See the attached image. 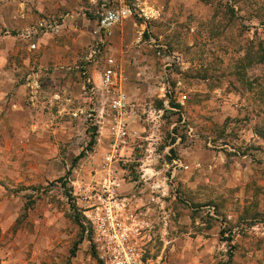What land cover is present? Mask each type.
<instances>
[{"label": "rangeland", "instance_id": "374dc122", "mask_svg": "<svg viewBox=\"0 0 264 264\" xmlns=\"http://www.w3.org/2000/svg\"><path fill=\"white\" fill-rule=\"evenodd\" d=\"M83 1L0 0V264H103L88 215L107 173L149 264H264V0ZM109 57L136 105L112 165Z\"/></svg>", "mask_w": 264, "mask_h": 264}, {"label": "built area", "instance_id": "2783aa9c", "mask_svg": "<svg viewBox=\"0 0 264 264\" xmlns=\"http://www.w3.org/2000/svg\"><path fill=\"white\" fill-rule=\"evenodd\" d=\"M133 7L128 4L104 10L98 21L95 33L103 40L112 36L114 28L133 15ZM40 27L49 32H58L60 25L55 21H41ZM117 59L109 57L102 73V85L109 100V110L113 119L111 139L105 155L107 165H112L122 157V148L129 136L128 115L135 111L136 105L123 86ZM185 99L187 95L183 96ZM112 168L110 167V170ZM114 172V171H113ZM110 185L97 193L99 202H94L90 215L96 257L103 264H149L140 252L131 245L130 227L123 221L124 201L118 198L120 179L115 173H107ZM137 226V224H135ZM134 229V226L131 227ZM25 264H44L39 259Z\"/></svg>", "mask_w": 264, "mask_h": 264}, {"label": "crops", "instance_id": "0c3cea01", "mask_svg": "<svg viewBox=\"0 0 264 264\" xmlns=\"http://www.w3.org/2000/svg\"><path fill=\"white\" fill-rule=\"evenodd\" d=\"M87 2H82V0H49V9L52 10V7L55 8V12H62L64 10H67L68 8L73 9V7H77L78 10L80 8L83 10V8H86ZM145 5V3H143ZM141 9H144V6H141ZM75 10V9H74ZM83 12V11H82ZM74 13H67L66 19L69 17H73ZM77 14L80 15V13L77 12ZM82 14V13H81ZM53 15V14H52ZM54 16V15H53Z\"/></svg>", "mask_w": 264, "mask_h": 264}, {"label": "trees", "instance_id": "16d2710c", "mask_svg": "<svg viewBox=\"0 0 264 264\" xmlns=\"http://www.w3.org/2000/svg\"><path fill=\"white\" fill-rule=\"evenodd\" d=\"M84 155H85V153L82 152V153L78 156V159L82 158ZM73 253H74V251H73Z\"/></svg>", "mask_w": 264, "mask_h": 264}]
</instances>
